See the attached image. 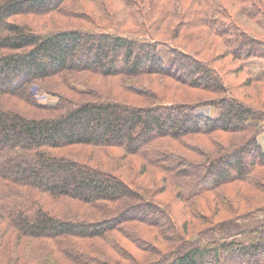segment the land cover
I'll return each mask as SVG.
<instances>
[{"label":"trees","instance_id":"1","mask_svg":"<svg viewBox=\"0 0 264 264\" xmlns=\"http://www.w3.org/2000/svg\"><path fill=\"white\" fill-rule=\"evenodd\" d=\"M117 1L0 0V264H50L55 253L66 264H102L94 253L114 264V255L127 264H264V200L250 196L244 210L240 187L231 209L222 194L236 184L264 192V112L214 66L224 55L242 66L264 60V0ZM246 77L243 86H264ZM149 82L165 97L189 87L218 98L153 104L148 96H160ZM47 95L58 103H42ZM239 132L248 139L220 141ZM82 147L91 151L84 160ZM133 156L141 174H165L163 187L191 216L214 202L230 217L191 236L173 206L152 201L156 190L128 182ZM159 239L175 246L164 251Z\"/></svg>","mask_w":264,"mask_h":264},{"label":"rangeland","instance_id":"2","mask_svg":"<svg viewBox=\"0 0 264 264\" xmlns=\"http://www.w3.org/2000/svg\"><path fill=\"white\" fill-rule=\"evenodd\" d=\"M116 3L120 6V2H118L117 0H115ZM92 14H97V13H92ZM44 19L38 20L37 18L33 19L32 23L36 24V26L38 27V29L41 32H47V31H51L52 29L50 28V26L48 27H43L41 25H39L37 22L41 21L43 22ZM46 21V20H44ZM202 32H204L206 39L208 37V34L206 33V30L202 28ZM220 53V52H219ZM220 59V61H218ZM216 62L214 61V66L217 67L216 69L218 70L219 74L221 76H223L224 80L226 81L227 85H230L232 87L233 92L235 93V96L240 98L241 100L245 101L247 104H251L253 107H255V110H257L258 112L262 111L264 112V86L263 85H257V86H253V87H245L243 86V83L246 81L247 77H246V73L248 75H251L253 77H259V78H263L264 79V60H254V61H250V62H244L243 66L239 61H234L233 58L231 56H227L225 57L222 56L220 57ZM213 62V60H212ZM240 67L244 70L240 71ZM172 78H161L162 82H167L168 84L172 83ZM147 82L144 83V85ZM149 85H153L155 87V89L151 92V94L153 93H158L160 97L156 96L155 94L154 96H148L150 98H153L150 102H152L153 104L161 102L163 104H171V103H194L196 101H202V100H207L208 98L212 97V98H218L215 95H211L208 94L206 92H200V91H196L192 88H186V89H178L177 87H175L177 89V91H171L170 92V96H163V94L167 91H164V88L162 89L163 85H155V83L153 82H149ZM161 86V88L159 87ZM182 88V87H181ZM175 93V94H172ZM149 94V95H151ZM219 96V95H218ZM127 99H129L131 102H134L136 104H144L147 102H149V100L143 99V98H138L134 95H130L127 97ZM58 98L55 96H51L48 95L45 99H43L41 102L45 103L47 105H55L58 103ZM219 111L217 109H215L213 111V114L218 113ZM248 134L247 133H236V134H221L220 138H222L220 141L224 140L228 142H233L236 140V142H241L243 139L247 138ZM248 139V138H247ZM230 140V141H229ZM260 143L262 146H264V132L263 135L260 137ZM80 149V148H78ZM82 151H77L75 150V153L77 154V156L79 155L80 158L82 160H84V158H87V153L90 151L89 148H85L82 147L81 148ZM182 150H177V152L179 153ZM74 152V150H73ZM91 152V151H90ZM196 152V151H195ZM195 152L190 154L192 155V157L195 156ZM115 154V158L118 157L116 151H114ZM76 156V157H77ZM201 160H203L204 157H200ZM130 160V165L131 167H129L128 171L126 170V172L128 173L129 176V183L132 185L135 184L136 182H140V188L145 191L148 195L151 194L154 190H156L153 194H151L149 197L152 199V201H154L155 203H160L163 202L169 206H173L175 214L177 215L178 221L180 223L181 226H183L184 224H189L190 227V231L189 233H191V236L194 234L199 233L201 230H203L204 228H206L209 223L214 224L212 222L214 221H219V220H223V218H229L230 217V212L231 211H226L223 210V208H219L218 206L216 207L213 203L208 204L207 203H199V205L197 206V209L195 207V210L193 211V215L191 216L189 214V210H187L186 204L184 201H182L179 198H176V191L174 190L173 187H170V184L166 185V187H163L164 183H163V178L164 175H162L161 173H159L157 170L155 169H149L147 170L146 174H141L142 171V165H143V161L139 158L136 157H129L128 158ZM146 172V171H144ZM262 179H264V172L261 171L260 174H258ZM264 181V180H262ZM242 188V195H239L241 198V205L242 208L245 210L248 207H246L250 202H247V198L249 199L250 196H254L255 197V201L258 202L260 200H264V192L258 191V190H253V189H249L246 188L244 186H242L241 184H236L233 185L231 187L226 186L223 188V192L222 194H224L225 198L224 200L226 201V204H229V207L232 208H237V203L239 202V200L237 198L234 199L235 196L234 193L237 191L238 188ZM164 190V191H163ZM151 192V193H150ZM59 205V204H58ZM57 205V206H58ZM80 206V205H79ZM227 206V205H226ZM225 206V207H226ZM78 207V206H75ZM93 207H87L86 206V210L88 209H92ZM227 208V207H226ZM145 229V228H144ZM140 232L141 228L139 229ZM148 235L145 236V240L148 241H152V234L148 233ZM190 236V237H191ZM113 237L117 238L118 241L124 245L127 250H130L131 253H134L136 255V257L138 259H140V261L145 262V260L142 257V252L139 251V249L133 244L131 243L129 240L123 238L122 236L119 237V235H113ZM14 238V236H13ZM158 238H161L158 236ZM78 243V242H76ZM83 243V242H80ZM92 244H100L103 245L102 241H88V243L85 244L86 248H90L92 246ZM159 244L160 247L164 250V251H170V248L172 246H175L173 244H171L169 246V244H167L166 242H163V240L159 239ZM79 245V243H78ZM6 247V246H5ZM3 251V250H2ZM8 252L6 253V258H9ZM92 257H94L97 260L102 261V264H105V262L107 261L108 264H114L111 263L108 259L100 257L97 255V253L91 254ZM115 258H117L118 261L121 262V264H127L124 260V256L122 255H114ZM55 260L57 261H52V263L50 264H66L65 260L59 256L58 254L54 255ZM151 259H154L153 257H151ZM23 261V260H21ZM68 264V263H67Z\"/></svg>","mask_w":264,"mask_h":264}]
</instances>
